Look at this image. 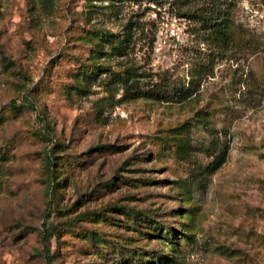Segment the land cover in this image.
Instances as JSON below:
<instances>
[{"label": "rangeland", "instance_id": "rangeland-1", "mask_svg": "<svg viewBox=\"0 0 264 264\" xmlns=\"http://www.w3.org/2000/svg\"><path fill=\"white\" fill-rule=\"evenodd\" d=\"M0 264H264V0H0Z\"/></svg>", "mask_w": 264, "mask_h": 264}, {"label": "trees", "instance_id": "trees-1", "mask_svg": "<svg viewBox=\"0 0 264 264\" xmlns=\"http://www.w3.org/2000/svg\"><path fill=\"white\" fill-rule=\"evenodd\" d=\"M133 1H137V0H133ZM217 26L219 27L217 29V34L216 36L217 39L224 45L228 44V43H231L232 42V39H231V33H230V30L228 28V25H227V21L224 19L222 22L218 23ZM102 37L104 38V40L108 41L111 39V41L115 40L114 38V35L113 34H108V35H105V34H102ZM124 41L126 42V39L124 40H120V43H117L114 47V51H116L119 55H121L123 52H124V48H126V44L124 46ZM128 41V40H127ZM131 73V72H130ZM129 76L125 75H118V78H117V82H119L122 86L124 87H128L131 89V84H129ZM173 91V90H172ZM181 91V90H180ZM174 93H177L178 91H173ZM176 95H182V96H179V98H184L186 97L184 94H182V92H179L178 94ZM21 108H23L21 106ZM33 109V108H32ZM223 156V155H222ZM221 161V156L219 157H215L214 161L212 162V166L215 167L217 166ZM50 237V232H44L43 235H42V243L45 245L47 243V240L48 238Z\"/></svg>", "mask_w": 264, "mask_h": 264}]
</instances>
